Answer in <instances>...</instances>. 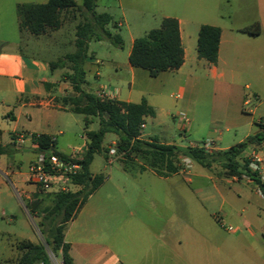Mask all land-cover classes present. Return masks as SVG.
<instances>
[{"label":"rangeland","instance_id":"rangeland-1","mask_svg":"<svg viewBox=\"0 0 264 264\" xmlns=\"http://www.w3.org/2000/svg\"><path fill=\"white\" fill-rule=\"evenodd\" d=\"M46 1L0 0V38L14 37L18 33L16 4H42ZM74 1L77 7L81 6V0ZM200 1L203 4L198 13L194 12L195 7L191 8L194 9L192 15L196 22L212 23L225 30L229 27L233 28L237 22L240 24L245 22V19L251 16V11L246 10L247 8L241 7L240 10L238 7L234 8L235 0ZM95 3L94 10L97 13L105 12L112 17L111 23L106 28L112 34H118L122 44L118 47L107 40L89 41L85 63L87 78H90L94 70V66L90 63L91 59L100 60L104 69H110L113 65L123 69L127 64V53L132 38L143 37L147 31L157 28L164 15L177 14L180 16L186 9V0H96ZM81 21H83V16L80 10L67 12L63 17L61 34L57 33L54 39L41 36L39 40H28L27 47L23 50L24 54L40 60L56 61L65 54L72 53L75 26ZM117 23L121 26H116ZM197 30V25L189 28V32L195 36H197ZM253 43L254 41L237 43L241 50L237 58L233 60L234 71L238 74L237 85L245 94L246 104L234 105L228 96L214 99L212 81L209 79L205 80V84L199 89H193L191 85H187L184 90L160 84L161 78L155 79L148 76L144 79L138 77L131 86L127 83V79H123V83L105 78L96 82L91 79V82L95 85H106L111 89L117 87L119 89L118 99L128 98L134 103L139 102L140 92L144 98L150 96L151 93L159 95L156 117L148 118L142 128V134L146 138L156 137L159 140L179 143L178 138L183 136L180 143L185 147L211 139L216 147L229 148L235 145L239 138H244L249 123L255 129L254 123H261L260 117L264 118V62L252 58V54H258L259 48L258 44ZM261 49L264 54V44ZM260 66H262L261 69ZM60 70L56 68L53 72ZM248 83L251 84L250 90L244 89V85ZM176 95L180 97L176 98ZM180 113L185 114L188 120L184 130L180 128L182 125L178 116ZM58 115L50 131L61 132V135L55 134L54 136L55 149L68 153L70 147L83 142L84 117L69 112H62ZM26 122L24 119L21 120L19 130ZM8 123L11 125V122ZM97 128L98 121L93 119L87 130L96 131ZM115 141L113 134H106L101 145L104 149L94 154L89 166L92 174L104 176L102 184L87 202L88 205L96 202L101 208L105 224L112 225L117 214L128 212L140 216L165 214L172 216L173 220L174 217L187 214L193 217V222L186 223L187 228L183 230L182 225L174 221L170 223L171 228L174 230L180 224L178 229L182 233L194 229L192 225L202 226L201 229L208 230L207 213L216 212L222 207L232 215L228 221H224L226 229L235 228L241 224H246L247 228L252 230L261 228L263 224L261 215L264 216V214L260 213L259 209L262 200L256 194L254 184L247 183L244 179L239 181L236 178L237 182L230 180L221 162H213L209 169H205L190 160L188 168H184L177 174L166 175V178H159L149 170L139 171L137 168L148 167L149 160L133 156L127 160V163L137 168L131 166L129 167L130 172L127 173L117 161L123 159V156L116 151ZM262 143L264 140L248 145L250 149L245 148L244 152L238 155L239 164H244L252 149L260 153L264 164ZM111 148L115 150L113 155L108 153ZM30 157L31 154L27 151L14 152L10 148L0 155V162L11 166L7 169L8 172L20 173L17 176L13 174L7 176L0 171V261L7 260L9 264H18L20 252L16 248L11 250L9 245L11 243L16 245L22 240H31L45 246L50 264H62L60 255L50 252L44 242L42 228L38 226L40 222L38 213L45 208L44 206L51 205V195L36 190L34 185L27 180V162ZM15 164H20V166L17 168ZM177 165L180 168L183 167L180 160ZM26 196L29 198L27 199ZM209 197L214 202L213 206H209L207 202ZM33 203H35L34 207ZM204 207L207 209L205 210ZM153 224L159 226L160 222L156 221Z\"/></svg>","mask_w":264,"mask_h":264},{"label":"crops","instance_id":"crops-1","mask_svg":"<svg viewBox=\"0 0 264 264\" xmlns=\"http://www.w3.org/2000/svg\"><path fill=\"white\" fill-rule=\"evenodd\" d=\"M202 4L203 2L200 0H186V12L183 10L185 13L183 12L180 16L177 14L163 16V18H174L178 22L179 38L183 50V62L178 69L160 72L155 77H150L146 71L131 67L128 61L123 69L117 65H113L110 69H104L100 60L91 59L90 63L94 66V70L89 76L90 78H87L86 59L83 65L87 83L86 89L96 94L101 88H107L106 85H95L94 82L99 81L101 78L114 79L119 83H123V79H127V83L131 86L138 77L144 79L148 76L155 79L161 78L160 84L173 86L181 90H184L187 85H191L193 89H199L205 84L204 81L209 79L212 81L214 99L228 96L234 105L244 104L246 102L244 99L245 94L241 92L239 85H237L238 74L234 71L233 60L237 58L241 50L237 43L254 41L253 44H258L259 48L258 54H252V58L264 62V54L261 49L264 44V0H235L233 2L234 8L238 7V10L241 7L243 9L247 8L246 10L251 11V16L241 24L237 22L233 28L229 27L224 30L218 27L220 36L217 60L214 64H209L203 59L197 58V36L189 32L190 26L197 25L198 29L201 25L214 26L212 23L196 22L192 15L194 9L191 8L195 7L194 12L197 11L198 13ZM255 22L259 24L257 35L250 36L240 31ZM16 24L18 30V23L16 22ZM61 26L57 30L39 36H33L28 32H19L18 30L14 37L0 38V155L7 148L14 152L27 151L31 154L27 166L37 156L36 145L32 142L31 135H48L54 141L53 149L66 157L74 155L80 158L86 149L84 134L82 144L70 147L68 153L57 151L54 136L55 134L61 135V132L50 131L58 119V114L66 112L55 100L57 97L70 94L69 86L60 80L61 75L66 70L61 69L59 72H53L49 69V60H40L33 56L27 57L23 52L27 47L26 42L28 40H39L41 36L54 39L57 33L61 34ZM116 26L119 27L121 24L117 23ZM50 33L51 36L48 35ZM134 39L136 38H132L130 41L127 57ZM246 57H248L247 54ZM261 68L262 66H260ZM91 79L94 82H91ZM115 89L118 96L119 89L117 87ZM244 89L250 90L251 84H245ZM139 95L140 100L144 99L147 105L154 110L153 116L144 118L145 123L148 118L156 117L155 112L159 103V95L151 93L146 98L141 96L143 95L142 92ZM175 97L179 98L180 96L176 95ZM116 100L134 103L128 98L120 100L116 97ZM178 116L181 124L182 120L186 119L187 125L186 115L180 113ZM22 119L27 122L19 130ZM259 120L264 124L263 117H260ZM8 122H11V125ZM186 125L183 126L182 124L180 128L184 130ZM254 126L255 129L249 123L244 138H239L236 144L244 141L250 133H256L255 123ZM87 128H84V133ZM18 134L24 137L22 143H19L16 139ZM140 138L144 140L151 139L146 138L142 134V130ZM153 138L159 143L172 144L181 150L186 148L180 143L183 136L178 138L179 143ZM261 145H264V143ZM216 148L218 150L227 149ZM246 149L250 148L246 147ZM15 166L18 168L20 164H15ZM262 166L264 167L263 159ZM10 168V165L0 162V171L5 175H20L16 172H8L7 169ZM145 170L153 172L159 178H166V175H169L162 176L150 169ZM182 170H184L183 167L179 169V171ZM179 171L171 174H177ZM229 179L237 182L235 177ZM34 188L36 189L35 186ZM71 189L74 192L79 190L80 187L73 184ZM254 190L261 199L255 187ZM55 192V189H53L43 193L50 194L52 199V193ZM26 198L29 197L26 196ZM207 202L209 206H213L214 202L210 197L207 198ZM83 210H85L84 213H82ZM259 211L262 212L261 207ZM231 216L229 211L220 207L216 212L207 213L208 230L201 229L202 226L192 225L194 229L182 233L178 227L182 225L183 230L187 228L186 223L193 222L192 216L180 215L174 217L173 220L172 216H166L165 214L140 216L128 212L127 214H117L115 222L108 225L104 223L101 208L97 206L96 202L88 205L86 201L76 216L67 223L63 240L69 245L68 253L73 264H264V216L261 215L263 224L258 230L249 229L246 224L228 230L224 226V221H228ZM156 221L160 222L159 226L153 224ZM173 221L181 224H178L174 230L170 225ZM243 222H246L245 219ZM9 247L11 250L15 249L13 243ZM0 264L9 263L4 260L0 261Z\"/></svg>","mask_w":264,"mask_h":264},{"label":"trees","instance_id":"trees-1","mask_svg":"<svg viewBox=\"0 0 264 264\" xmlns=\"http://www.w3.org/2000/svg\"><path fill=\"white\" fill-rule=\"evenodd\" d=\"M95 2L96 0H81V6L77 7L74 0H47L42 4L21 3L15 7L19 32H28L33 36L57 30L69 11L78 9L83 16V21L75 26L74 51L56 61H50L48 66L50 70L56 68L66 70L61 75V81L69 86L70 94L55 99L62 110L82 115L84 128H87L93 119H97L98 128L96 131H85L86 149L82 156L75 160L81 169L71 178V182L80 189L74 192L52 193L51 205L38 213L40 216L38 226L42 228L44 242L50 252L59 254L62 264H73L68 253L69 245L63 240L64 231L67 223L76 216L88 197L104 180L102 174H92L89 166L94 154L104 149L101 145L106 134L115 136V149L123 156V159L117 161L127 172H130L129 167L134 166L127 163L133 156L149 160L148 167L134 166L139 171L150 169L162 176L179 171L177 163L182 157L196 162L205 169H209L213 162H221L228 177L240 180L245 175L252 180L261 196V211L264 214V185L249 171L246 160L242 165L237 160L238 155L248 145L264 140L263 123H255L256 133L224 150L209 153L190 147L181 150L172 144L159 143L154 138L149 140L140 138L142 130L140 125L144 124V118L154 115V110L144 99L138 103L100 99L86 89L83 65L87 57L88 42L107 40L118 47L122 44L121 37L112 34L106 28L112 17L105 12L97 13L94 10ZM240 31L255 36L259 33V24L255 22ZM219 36L218 27L201 25L196 39L197 58L214 64L217 60ZM127 61L131 67L146 71L150 77H155L160 72L178 69L183 62V50L177 20L170 17L162 18L157 28L147 31L143 37L134 39ZM31 140L36 145L37 153H52L61 160H68V157L53 149L54 141L48 135H31ZM15 248L20 252L18 264H50L47 250L42 243L22 240Z\"/></svg>","mask_w":264,"mask_h":264},{"label":"built area","instance_id":"built-area-1","mask_svg":"<svg viewBox=\"0 0 264 264\" xmlns=\"http://www.w3.org/2000/svg\"><path fill=\"white\" fill-rule=\"evenodd\" d=\"M96 96L100 99L116 100L117 90L108 87L101 88L96 93ZM246 103L247 101L245 104ZM186 122V119L182 120L183 126L186 125ZM140 127L143 128V124H141ZM23 138V135H16V139L19 143L23 142ZM189 147L200 149L206 153L217 149L214 141L211 139H206L198 144H190ZM108 153L113 155L115 151L111 148ZM78 159L79 157L72 155L68 156V160H61L52 153H37L35 160L27 166V180L40 192H48L53 189H55L56 192H72L71 187L73 184L71 178L78 174L81 169L80 165L75 161ZM180 161L183 163V168H188L190 166V160L188 158L182 157ZM246 161L249 171L254 173L259 182L264 185V167L262 166L260 153L252 149L246 157ZM242 179L249 183H253L252 180L245 175L242 176ZM228 230H232V228L229 227Z\"/></svg>","mask_w":264,"mask_h":264},{"label":"water","instance_id":"water-1","mask_svg":"<svg viewBox=\"0 0 264 264\" xmlns=\"http://www.w3.org/2000/svg\"><path fill=\"white\" fill-rule=\"evenodd\" d=\"M262 132H264V128L262 129Z\"/></svg>","mask_w":264,"mask_h":264}]
</instances>
